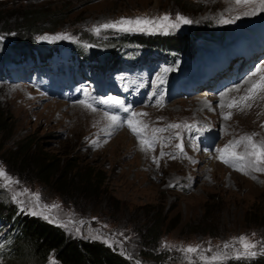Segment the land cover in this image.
I'll list each match as a JSON object with an SVG mask.
<instances>
[{
  "label": "rangeland",
  "instance_id": "1",
  "mask_svg": "<svg viewBox=\"0 0 264 264\" xmlns=\"http://www.w3.org/2000/svg\"><path fill=\"white\" fill-rule=\"evenodd\" d=\"M30 7L40 15L35 13L27 17ZM250 7L252 6H237L233 0H0V33L8 30L4 37L8 40L11 31L24 30L22 26L32 23L33 28L41 30L34 35L37 38L68 33L72 38L67 40L84 39L90 43L98 42L99 48H120L122 45L116 44L119 40L115 37L125 32L102 29L100 35H96L92 31L93 27L122 17L151 19L168 14L175 19L179 13L193 23L181 25L175 30L182 31L188 25H200L208 21L215 28H220L221 16L232 18ZM53 9L61 10V16L55 22L53 18L43 16ZM242 19L241 17L231 23L229 28H242L245 23ZM53 22L57 24L53 26ZM90 32L91 35L88 34ZM111 37L115 39L108 45L105 40ZM19 49L20 46L16 44L0 40L2 59L16 58L19 56ZM117 60L113 50L99 52V66L103 69L109 68L111 75L116 74L114 66ZM163 61L157 66H150L155 74L144 78L145 103L138 105L145 108L136 109L138 113H147L149 128L152 125L163 128L170 123H179L180 118L197 114L215 115L210 107L213 96L205 92L197 95L189 87L190 84L178 87L171 78L177 71L163 74L165 82L159 84L157 77L161 75L160 71L165 63H168L166 59ZM30 66L32 71H41L47 67H36L33 64ZM49 71L51 73L28 79L25 76L0 74V112H3L9 123L8 131L0 133V165L20 182L16 185L20 186V191L27 188L31 192H39L41 200L44 198L46 204L56 203L60 206L53 210L54 214L65 222L68 221L67 218L72 221L70 224L73 231L79 228L80 234H96L100 239H107L109 243L129 254H134L141 246V233L149 224V217L163 220L164 226L158 245L173 254L169 264H188L184 253L179 250L181 246L199 244L206 249L210 242L213 252L206 253L210 256L216 252L217 246L232 240L227 236L247 235L252 240H264L261 236L264 223L258 227L246 224L249 217H255L256 221L264 220V212L261 217L259 214L260 210L264 211V173L244 175L226 168L212 156L205 154H193L195 158L191 160L188 156L178 155L176 159H171L166 155L161 158L160 166L157 167L152 156H159L162 142H157L155 152L145 153L123 128L116 132L111 130V135H107L105 131H101L108 123L103 113L107 111L117 115L112 111L113 107L97 104L96 112L85 109L78 101L85 99L84 92L89 81L82 75H76L67 82L66 78L61 79L56 69ZM199 73L201 72L186 66L177 74V78L180 81H193ZM100 74L102 73L99 72ZM144 75H148L147 68L137 75L121 80L129 83L133 78ZM79 78L82 79L78 80ZM95 90L99 93V81ZM109 96L117 97L107 94ZM161 97L162 103L157 104ZM260 97H264V93L251 102L252 107L249 109H235L231 119L226 120L228 129L240 130L237 133L240 136L257 133L255 139H264V99ZM176 131L181 133L180 139L175 138ZM158 135L173 137L170 144L163 146V151L178 152L175 145L182 141L187 153L190 143H185L186 128L170 129ZM28 136L37 148L39 146L61 157H67L68 152L71 155L74 153L77 165H83L84 169H98L97 179L102 180V185L96 194L90 197L81 192V189H75L69 192L70 197L62 196L48 186L42 187L30 171L19 170L23 177L15 172L26 166L23 160L20 164L15 163L10 149H14L19 141ZM93 141H97L100 146H95ZM184 184L189 186L184 187ZM3 193L5 198H10L8 191ZM20 198L28 199L26 195ZM73 216L83 217L86 221L80 219L75 224ZM17 218H20V214L16 215L15 222H18ZM80 221L84 223H79ZM85 223L86 229H83ZM135 223L140 226L139 230L134 229ZM203 229L210 231L205 232ZM252 233L256 235L252 236ZM165 242L175 247L166 248ZM5 253L6 247H3L0 258L4 259ZM201 263L198 259L194 261V264Z\"/></svg>",
  "mask_w": 264,
  "mask_h": 264
},
{
  "label": "trees",
  "instance_id": "2",
  "mask_svg": "<svg viewBox=\"0 0 264 264\" xmlns=\"http://www.w3.org/2000/svg\"><path fill=\"white\" fill-rule=\"evenodd\" d=\"M32 9L30 7L27 11V17L35 13L38 16L40 15L38 11L33 12ZM60 13L61 10L53 9L43 14V16H49L55 22L57 17L61 16ZM54 22L53 26L57 24ZM32 26H34L32 23H27L24 27H21L24 30L16 29L18 30L15 31L18 43H23L25 40L30 41L33 32L41 31ZM131 39L138 42L146 41L163 47H174L184 51L187 50L189 43L185 31H171L168 33L160 31L149 36L132 35ZM77 58L80 59V56L77 55ZM8 129L9 123L3 112H0V133H4ZM10 150L15 163L20 164L23 160L26 166H22L21 169L17 168L18 170H15V172L20 173L23 177L21 171H30L42 187L48 186L62 196L70 197L68 196L69 192L81 189V192L83 191L92 197L102 185V180L97 179L98 169L95 170L94 167L84 169L83 165H77V158L74 157V153L71 155L68 152L67 157L50 153L39 146L37 148L35 143L32 144L29 136L23 138L16 144L14 149ZM101 178L103 179V176ZM13 188L17 192L20 191V186L13 185ZM4 191H8L10 196L12 194L10 190L0 188V217L10 220L16 212L17 206L10 201V198H5ZM42 203H45L44 198ZM263 212V210L259 211L260 217ZM72 219L75 224L80 219L86 221L83 217L73 216ZM16 220L19 221L20 225L19 223L17 226L13 224L11 231H9L11 250L7 256H4L5 264H49L50 257L58 261V264H136V261H139L140 264H169L172 262L173 254L168 249L160 248L158 245L164 222L152 218V216L149 217V224L141 233V246L134 254H129L109 242L105 243L103 239L90 238L98 236L96 234H77L72 230L71 224L68 225V229H65L57 227L41 217L28 214ZM67 220L69 221L68 218ZM246 221V224H253L255 227L264 223V220L256 221L255 217H249ZM90 224L94 225L92 222ZM85 227L86 223L83 225V229H86ZM133 227L137 230L140 228L136 223ZM200 230L202 229L200 228ZM203 231L210 230L203 229ZM261 236L264 237V231L261 232ZM227 237L233 238V236ZM201 264H204V262ZM217 264H264V256L250 259H237L234 256H229L226 260L217 262Z\"/></svg>",
  "mask_w": 264,
  "mask_h": 264
},
{
  "label": "snow or ice",
  "instance_id": "3",
  "mask_svg": "<svg viewBox=\"0 0 264 264\" xmlns=\"http://www.w3.org/2000/svg\"><path fill=\"white\" fill-rule=\"evenodd\" d=\"M233 3L237 6L246 5L252 6L247 11H243L232 18H227L221 16L219 22L222 24L234 23L236 20L240 19L241 16H251L256 15L257 13H264V0H233ZM193 21L188 17L177 13L175 19H172L168 14H165L161 17L156 18H147V17H137V18H120L119 20L108 21L93 27L92 31L96 35H100L102 29H116L117 31L131 32V31H148V32H159L163 31L168 33L170 30L179 29L181 25L191 24ZM72 37L68 33H59L55 36H42V40H58V39H71ZM2 39V37H0ZM171 68H165L162 70V74L157 77L159 84L165 82L163 78V73L172 71ZM260 73V78L258 80H253L249 78L246 83H249L250 86L245 90L243 95H240L238 98L232 97L227 104L225 105L224 98L230 93L233 89H227L224 92H221L219 95L221 97V107L226 106L229 109L238 108L240 111L249 109L252 107V101H255L259 94L264 93V69L257 68L252 76H256ZM237 91L240 89V85L234 86ZM85 99L78 101L85 109L92 112L97 111V104H105L110 107H116L124 112L130 113L129 117L126 120H122L118 115L109 113L105 111L103 116L107 119L108 123L104 129L107 135H111V130H115L123 125H127L130 131L136 136L139 141V146L141 151L145 153L155 152L157 142H162V147L160 150L159 156H152V161L157 167L160 166L161 158L164 156H169L171 159H176L178 155L187 157V153L184 151L183 142L175 145V148L178 149V152L168 153L163 151V146L171 143L173 139L172 136L161 137L158 134L166 132L170 129H180L181 127L190 128L192 125L180 124V123H170L163 128H153L151 134H149L148 129L149 125L144 123L138 117L146 116L147 113L135 112L131 110V105H125V102L117 97H101L96 98L88 93L86 90L84 92ZM155 95V94H154ZM264 99V97H260ZM163 97L157 100V104H161ZM225 120H229L232 117V112L223 113ZM203 131V129H200ZM174 136L177 139L181 138V133L179 131L174 132ZM257 133H247L241 135L238 139L230 140L223 148L217 149L219 155L217 159L221 160L224 164L229 165L235 170L243 173L244 175H250L253 172L264 173V139L257 140L255 137ZM95 146H100L97 141L92 142ZM243 146L242 151H237L238 148ZM191 160V157H187ZM255 178V177H253ZM20 182L10 176L6 169L0 165V188L10 190L12 192L10 196V201L18 206L19 213H26L32 216H38L44 219L45 221L57 226L68 229V225L72 221H63L53 212L54 209H58L60 206L56 203L45 204L42 203L41 195L39 192H31L29 189L24 188L22 191L17 192L13 188V185H18ZM174 186V185H169ZM27 196L28 199H21L22 196ZM79 223H84L80 221ZM77 234L80 232L79 228L74 230ZM255 233H252V236H255ZM90 238H101L99 236L90 237ZM107 243V239L104 240ZM166 248H173L175 246L167 244L164 245ZM3 245H0V250L3 249ZM184 253L185 259L188 261V264H194L195 259L204 262V264H217L226 260L231 253L235 258H254L257 256H264V240H252L247 235H240L239 237H233L231 241H226L222 245L217 246V250L212 255H207L206 253H212L213 248L209 242L208 248H202L201 245H187L181 246L179 249ZM0 264H5V261L0 258ZM49 264H58L53 257L49 258ZM136 264H140L139 261H136Z\"/></svg>",
  "mask_w": 264,
  "mask_h": 264
},
{
  "label": "bare ground",
  "instance_id": "4",
  "mask_svg": "<svg viewBox=\"0 0 264 264\" xmlns=\"http://www.w3.org/2000/svg\"><path fill=\"white\" fill-rule=\"evenodd\" d=\"M197 79V78H196ZM189 81H192V79H188ZM170 91V90H169ZM179 93V92H178ZM202 103H204V102H202Z\"/></svg>",
  "mask_w": 264,
  "mask_h": 264
}]
</instances>
